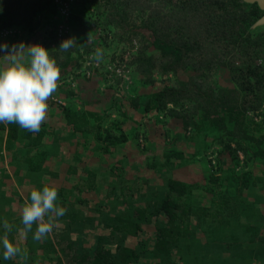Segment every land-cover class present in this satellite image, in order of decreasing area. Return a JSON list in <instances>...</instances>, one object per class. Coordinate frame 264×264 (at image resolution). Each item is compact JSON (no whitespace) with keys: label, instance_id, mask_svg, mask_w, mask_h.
Segmentation results:
<instances>
[{"label":"trees","instance_id":"16d2710c","mask_svg":"<svg viewBox=\"0 0 264 264\" xmlns=\"http://www.w3.org/2000/svg\"><path fill=\"white\" fill-rule=\"evenodd\" d=\"M118 1L119 3L112 4L110 0H106L108 7L115 10L114 16H119L117 23L109 19L106 24L110 30L115 25L121 29L127 27L125 33H128V28L131 30L125 37L128 42L124 45V50L131 53L129 57L132 58L131 63L127 62V68H130L135 59L136 67L132 72L138 87L151 86L154 71L161 75L176 74L179 69L197 73L186 82L178 81L173 87L165 86L158 91L128 98L127 103L133 111L142 108L140 111L144 115L153 111L155 116L161 115V118L164 116L167 120L176 118L180 121L177 134H183L197 144L193 155L195 158L209 160L208 150L212 146L216 147L215 159L219 167H212L214 172L211 174L210 183L211 190L217 186L226 194L220 199L224 205L221 208L223 220H215L213 213L208 214V211L198 207L199 205H195L194 208L190 206V209H194L190 211L180 199L188 194L192 187L168 179L163 196L150 201L145 208H135L130 217L127 213L125 216L120 215L119 211L118 215L110 213L103 227L99 225L104 231L92 234V237L89 233L87 245L80 240L72 239L67 234V229L61 233L54 228L42 243L39 244V241L25 243L26 247H29L30 257L19 262H14V259L5 260L3 247L0 245V264H48L42 259H35L34 256L39 250L47 256L49 264H177L174 258L183 259L196 242H202L204 238L211 241L212 237H215L212 233L216 231L223 235L222 229L232 223L238 224L239 218L246 217L252 212L246 207L240 209L239 205L243 202L240 200L243 197L241 191L253 178L251 171L247 169L253 161L264 162V135L260 133L264 129V25L253 28L264 15V11L257 3L251 4L243 0ZM28 5L27 0H0V31L4 27L32 26V16L36 9ZM52 5L60 7L59 4ZM129 11L131 13L137 11L147 16L140 19V25L146 26L152 32L153 40L150 41L144 33L134 30L135 26L126 22L128 15L131 14ZM102 16L103 14L100 15ZM91 18L92 14L86 21ZM87 23L90 24L89 21ZM133 35L140 40H138L140 44L133 43L131 40ZM57 46L62 53L63 61L60 66L65 70L71 66V69L65 71V75L62 76L70 87H75L78 77L89 80L96 77L97 72L100 76L106 75L102 70L106 69L108 58H102L98 68L93 65V61L97 60L91 57V64L86 66L85 61L92 52L95 53L91 46L83 45L78 48L74 46L68 51H61L60 45ZM151 47L153 50L150 51ZM137 53L140 54L139 57ZM104 56L108 57L103 50ZM195 57H198L199 61H195ZM57 58L56 54L55 60L58 63ZM209 65L215 67L218 72L220 69H227L234 87H223L220 83L215 89L207 84L202 86L198 80L203 76L208 78V74L203 72V67ZM87 71H90V76H87ZM138 73L145 77V81L136 79ZM122 81H125L122 76H115L113 84L118 88ZM141 100H144V103H141ZM66 113L68 123L75 132L94 133L99 143H106V148L127 140L123 128L118 124L111 130L102 131L98 124L90 129L87 122L80 123L68 109ZM255 116L261 119L258 120ZM171 129L170 126L165 128L164 135L168 138ZM42 134L41 130L37 133V142ZM15 137L16 132L13 130L10 138ZM238 151L244 155V169L242 173L237 172L235 168L231 172V179L234 177L239 186L235 187L236 192L232 195L230 189L224 187L225 184L222 183L226 179L224 177L220 179L217 173L221 170L220 161L223 154H228L236 163L235 166L237 165ZM163 156L165 163L168 164L172 158L184 157L179 151L171 154L165 152ZM113 170L116 171V168ZM130 192L133 193L132 189ZM144 197L141 195L143 202ZM233 198L235 201H231ZM124 200L129 201L125 196ZM208 215L209 218H213L210 226L206 224ZM191 217L197 219L195 230L190 228ZM153 220L158 221L153 233H150L153 236L147 238L143 225L152 226ZM217 226L219 230L215 228ZM27 234L32 238L34 236L31 232ZM130 238L134 239L135 246L126 243ZM148 239L153 240L154 244L150 245L151 241ZM22 252L24 253L23 249Z\"/></svg>","mask_w":264,"mask_h":264},{"label":"crops","instance_id":"0c3cea01","mask_svg":"<svg viewBox=\"0 0 264 264\" xmlns=\"http://www.w3.org/2000/svg\"><path fill=\"white\" fill-rule=\"evenodd\" d=\"M44 25L43 27H46ZM28 27L2 28L0 31V57L7 54L6 51L2 50L4 44L8 45V51H11L12 45L19 46L20 43L26 46L40 44L49 51L50 56L54 59L55 55H58L57 65L61 70V76L58 80L57 92L47 101L49 105L47 120L41 126L43 134L38 142L36 141L37 133L33 134L30 131L22 129L18 124L0 123V236L4 235L5 229L3 225L4 221L7 220L12 225V230L8 235L14 244L22 246L24 238L25 242H32V236L29 237L28 234L24 238H20L19 236L18 230L23 227L20 210L25 200H30L31 190H42L45 184L57 188L58 200L56 204L66 209V214L59 217L56 224H62L64 220H74L75 212H77L80 214L84 213V217L82 216L80 221L75 222L77 223L75 225L79 226L78 224L83 225L85 223L86 229L88 228V230L94 226L96 227L97 225H93L96 223H92L93 226L90 224L92 221H96L95 216L97 212L95 214L93 209H88L87 211V208L84 206L78 207L77 203H82L84 199L85 206L92 207L93 205L97 207L98 204L104 206L107 204L108 199L113 202L114 197L118 194L122 198L125 196L129 199L132 194L129 189H125L128 187H125L123 183L121 185L119 184L121 181H131L130 183L133 186H135L134 183L142 182L137 189L140 196H145L143 198L145 199L143 208H145L147 203L154 201L157 197L163 196V192L167 189L166 181L168 179L192 187L191 191L183 196V200H186L187 204L192 205V203L197 201V196H194L195 189H200L199 195H201L200 198H202V201L199 202L200 205L198 207L208 212H214L220 218L218 219L220 221L222 212H217V210L222 211L221 208L224 205L220 199L226 194L222 192L223 189H218L219 187L217 186L211 190L210 183L211 174L214 172L212 167H216L218 163L215 166H211L208 158H195L193 155L197 148L196 143H189L182 146L178 145V149L186 153L183 159H181L180 163L176 162L178 159H172L170 162L172 164L162 171L163 176H165L168 174L167 172L171 171V166L175 165L171 171L172 175H167L163 181H160V178L156 180L157 175H155L154 178L157 182H151V173L149 171L145 172L144 167L146 165L148 166V162H152L153 164L158 163L160 168V164L166 166V160L163 154L161 155L159 152H157V156L152 155V152L156 150V146L158 145L156 143L159 140H156L160 139L159 134L155 136L154 128L151 131L150 126L145 123L148 131L147 136L150 139L149 151H152L150 152L151 154H148L150 157L145 155L144 158L140 159L142 153L141 145L136 141V135L129 136L134 130L141 132L143 120L145 119L144 114H140L142 113L141 111H132L130 105L127 103L128 98L125 99L124 95H120L121 93H114V90H117L112 89L117 88L115 84L108 83V85L103 86L99 78L94 77L87 80L78 77L75 81V87H70L71 85L69 86L65 82L66 79L62 78L66 71L60 66L63 61L62 53L57 49V44H50V33L43 31L41 38L35 39L32 42V28L35 27ZM5 30H8L9 33L6 34L4 32ZM4 63L3 58H0V66H3ZM69 67L71 69V66ZM67 109L80 123L87 122L90 129H93V126L98 124L101 126V130L104 131L105 129H113L115 127L114 125L118 124L123 128L127 140L121 144L110 146L109 148L107 146L106 148V143H99L95 139L94 133L75 132L73 127L68 123ZM13 130L16 132V137L11 139L10 136ZM29 132L30 135H28ZM260 133L264 135V130H261ZM212 149L214 151V146L208 151L210 152ZM230 158L228 154H224L223 158H221V170L217 173L220 175V179L226 176L224 175L225 173H231L232 170L236 169V171H240L241 173L244 169L242 166L244 165L245 159H240L239 157L238 163L235 166L236 163ZM256 163L257 161H253L247 170H255L256 172ZM120 167L125 168L124 172L119 171ZM113 168H116V171L118 170L121 176ZM159 177L161 176L159 175ZM235 177L237 179V176ZM230 178L231 175H228L225 178L226 180L222 182L226 184L225 187L232 189L238 186L234 177L233 180L231 179L234 182H227ZM255 178H252L250 183H248L250 187L254 183L253 180ZM116 187L120 189L116 190ZM120 190L124 191V193ZM229 192L234 195L236 191L229 190ZM251 192L253 195H251ZM241 193L243 194L242 198H252L251 201L249 200L250 202L246 201L244 204V207L248 211L249 205L254 208H259L260 206L261 208L257 209L258 212L264 207V200H262V197L264 199V191L259 192V190L251 187L249 188V192L243 190ZM244 207H240V209ZM139 208H142V206H139ZM108 212L117 214L118 208H110ZM262 212L260 213L262 214ZM106 214H108L107 209ZM87 215L92 217H85ZM160 219H163V217H160ZM242 219V217L239 218V225H241ZM157 221L153 220L151 222L152 226L147 224L143 225V230L146 232L144 234L147 235V238L153 236L150 233H153ZM206 224L210 226L209 215L206 218ZM215 228L219 230L218 226ZM33 229H36V225H33ZM95 230H99V228ZM67 232L72 239L76 238L77 235L73 236L68 226ZM216 233H212L216 238L213 237L211 241H207L205 238L202 241V246H205V248L208 243L216 248L211 249L210 246L207 247V250L211 251V254L205 256L206 258L203 264L210 263L211 261H213V264H255L253 261L256 259L251 256L252 251L251 249H246V246L243 249L248 254H245L243 251L239 254L233 253V250L236 249L235 246L233 250H229L230 253H224L226 252L223 249L226 244L224 242L228 240L221 233ZM92 234H95V232L91 233V237ZM89 238L82 240L81 243L87 245ZM148 240L151 241L150 245L154 244L153 240ZM42 242L43 240L38 243L40 244ZM236 243L234 238L233 243L230 245H235ZM216 251L217 253L214 254ZM182 264L186 263L183 262Z\"/></svg>","mask_w":264,"mask_h":264},{"label":"rangeland","instance_id":"374dc122","mask_svg":"<svg viewBox=\"0 0 264 264\" xmlns=\"http://www.w3.org/2000/svg\"><path fill=\"white\" fill-rule=\"evenodd\" d=\"M51 0H27V2H29L30 7H33L36 9V13L32 16V20H33V40L32 42H34L35 39H39L41 38V33L47 32L50 33L51 36V45H55V44H61L62 41L67 40V39H75V46L78 47H83V45H88L91 46L93 48L94 51H96L97 49H101L102 51L104 50L108 57L104 56L103 58H108L110 61H116V60H120V59H124V57H127V61L126 62H130L132 61V58H130V54L127 56L125 54V44L126 42H128L127 40H125V37H127L129 35V33L131 32V30L128 28V33H125L126 28L121 29L120 27H117L115 25V27H113L112 30H110V27H108V25L106 24L107 21H109V19L113 20L114 23H117L119 21V16H114V9H111L108 7V3L106 2V0H59L60 3L63 1V3H65L66 8V12L62 13L60 8H58V6L56 4H59L58 1L53 0V4L56 5V7H54L52 5V3L50 2ZM110 2L112 4L114 3H119L118 0H110ZM98 4V6H97ZM130 12V11H129ZM109 13V14H108ZM131 13V12H130ZM92 14V18L87 20L89 21L90 24L87 23L86 19ZM93 14H95V16H93ZM103 14L102 17H100V15ZM111 14V15H110ZM146 18V15H142L141 13H138L137 11H135L134 13L132 12L130 15H128V19H127V23H130L131 26H135L133 27V29H137V31L144 33L145 36H147V38L151 40H153L152 38V32L150 30H148V28H146V26H142L140 25L141 20ZM45 24V25H44ZM37 25V26H36ZM46 26V27H43ZM29 28V27H27ZM44 28V29H43ZM124 38V39H123ZM32 39V38H31ZM43 40V39H41ZM131 40L133 41V43H139V39H137V37L135 35L132 36ZM139 40V41H138ZM136 46V45H135ZM58 47V46H57ZM99 47V48H97ZM124 47V48H123ZM128 47V46H127ZM149 47V46H148ZM149 50H153V48H149ZM132 52V50H131ZM138 54V53H137ZM140 54H138L139 57ZM90 56H94V53L92 52V54ZM89 56V57H90ZM130 56V57H129ZM88 57V58H89ZM137 57V58H138ZM195 61H199L198 57H195ZM135 62V59H134ZM132 63V65L130 66V68H127V64H126V69H127V75L125 78V81H122V83L119 85V87L117 88V90H114L115 92H118L121 96L124 95L127 98H132L138 94H140L141 96L143 95V93H148V92H154V91H158L160 89H162L163 87H173L177 84L178 81H182V82H186L190 79V77H194L197 73L194 72L192 73L189 70H183V69H179L177 71L176 74L173 73H167L164 75H161L160 73H158L157 71L153 72V83L151 84V86L148 85L147 88H142L141 86L138 87L137 83L135 82L134 78H133V72L132 69H134V67H136V63ZM261 61H259L260 63ZM197 63V62H196ZM210 63V62H209ZM70 67L68 66V69ZM215 67H212L211 65L203 67V72L208 74V78L207 77H200L199 83L204 86V85H209L210 88L215 89L217 88V84H221L223 87H234L232 86L233 83L231 82V77L227 71V69H220L219 72L216 71L217 69H214ZM66 69V71L68 70ZM189 71V72H188ZM223 72H225L223 74ZM192 73V74H191ZM201 73V72H200ZM199 74V73H198ZM96 78H99L100 80H105L102 81V85H108V83H112L113 84V80L114 77H109L108 72L106 73V75H99V73L97 72L95 74ZM136 79L138 80H143L145 81V77L141 76L139 73L136 74ZM108 79L112 80V81H107ZM197 79V77H195V80ZM196 81V82H198ZM107 83V84H106ZM239 85V83H238ZM137 93V94H135ZM141 103H144V100H141ZM129 105V103H128ZM131 108V107H130ZM143 110L142 108L138 109L137 111ZM133 111V109H132ZM143 114V113H140ZM251 114V113H249ZM138 115V114H136ZM147 115V117H146ZM252 116V115H250ZM256 118H258V120L261 119V117L259 116H255ZM144 120H143V127H141V132L139 131V133H141L139 135V133L137 132V130H134L133 132H131L129 134V136L132 135H136V141L141 145V158H144L145 155H147V157L151 154L150 152H152L151 150L149 151V147H150V139L147 136L148 135V131L146 129V125L145 123L150 126L151 131L154 128V133L155 136L156 135H160V139H157L156 141H158V144L156 147V150L154 152H152V155L157 156V152L161 153V155L164 153H174V151H179L182 152L183 155H185L186 153L181 151L180 149H178V145L182 146L185 144H189V143H193L194 142L192 140H189L187 137H185L183 134L178 135L177 134V129H180V121H178L176 118L173 120V118H169L168 120L163 116V118H161V115L159 116H155V113L152 111V113L150 114H145L144 115ZM136 119V118H134ZM254 119V118H253ZM165 121L164 123L162 121ZM172 128L171 129V133L169 138L166 137L164 135L165 133V128L169 127ZM140 127V126H138ZM107 130V129H105ZM111 130V129H110ZM264 130V129H263ZM139 135V136H138ZM177 136V137H176ZM147 139V140H146ZM190 147V145H189ZM143 149V150H142ZM216 147H214V151H215ZM214 151H210V156L213 157V159L216 161L215 159V152ZM238 154V153H237ZM242 157L244 159V155L241 152ZM136 155V154H135ZM224 155V154H223ZM223 155L221 157H223ZM173 157V156H172ZM174 159V158H172ZM183 159V158H182ZM178 163L181 162V159H178V161H176ZM148 166L146 165L145 168V172L149 171L151 173V178L150 179L151 182H157L156 180L160 178V181H163L164 179H166L165 177H167V175L171 174V171L173 169V166H171V171L167 172L168 174L163 176L162 171L165 168H168V166H170L171 164L166 163L165 165H161L160 164V168L158 166V163L153 164L152 162H148ZM216 163H218L216 161ZM243 165V164H242ZM218 167V164H217ZM243 168V166H242ZM256 172L251 171V173H253V178L256 177L252 183V186L255 190H259L260 191H264V162H258L256 163ZM125 168L124 167H120L119 171H123L124 172ZM117 174L119 176H121V173L118 172V170L116 171ZM240 172V171H237ZM242 173V171H241ZM162 174V175H161ZM155 175H157L156 180H155ZM159 175L161 177H159ZM172 175V174H171ZM224 175H226L224 178L228 177V175H231V173H225ZM124 176V175H122ZM233 180V178H232ZM231 178L228 180L229 182H234L232 181ZM227 181V182H228ZM119 182V181H118ZM131 182V181H130ZM130 182H126V181H121L119 182V184L121 185L122 183L124 184L125 189H132V196L129 198V203L126 202V200H124V198H122V196H120V194H118L116 197H114L113 202L110 201V199L107 200V204L106 205H100L98 204L97 207L93 206L89 207V206H85L84 205V199H80L82 200L81 202H78V207L79 206H84L88 209H93L94 213L96 214V221H92L90 225H92V223H96L93 225H97L96 227H92L90 229L93 230L92 232H88V228L86 229L85 223L82 224H78L79 226L75 225L77 223V221H80L81 217H84V213L80 214L75 212V217L74 220L69 219V221L64 220L62 224L57 223L56 227L58 229V232L63 233V230L67 229V226L69 227V231L72 232L73 236H76V240H86L87 238L90 237L89 233H97V232H101L104 231L103 229H101L99 227V225L101 227H103L104 222L106 221L107 218L110 217V212H108V209L112 208V209H117L119 211V214L122 216H125L128 214V217H130L132 215V213L135 212V208L144 205V202L140 196V194L138 193V190H136L139 186V184H142V182H137L134 183L135 186L132 185V183ZM129 183V184H127ZM120 185H118V187H120ZM133 187H132V186ZM123 186V187H124ZM226 186V184H225ZM224 186V187H225ZM116 187V190H119L120 188ZM250 185L247 187H244L243 190L248 191L249 192V188H251ZM164 188V187H163ZM200 188V187H199ZM114 190V189H113ZM200 190V189H199ZM198 189H195V194L194 196H197V201L191 204H187L186 200H183V197L180 199L181 203L184 204L190 211H194V209H190V206L192 208H194L193 206L200 205L199 202L202 201L201 195H199L200 191ZM230 190H235V188H230ZM254 192V191H253ZM252 193V192H251ZM198 194V195H196ZM253 195V193L251 194ZM189 197V196H188ZM216 201V199H214ZM240 200H242L243 202L239 205L240 207H244V204L246 203V201L250 202L252 200V198L250 197H245V198H241ZM245 200V201H244ZM250 200V201H249ZM262 200L263 197H262ZM231 201H235V199H231ZM76 204V205H77ZM82 204V205H79ZM128 207H127V205ZM259 208H261L259 206ZM259 208H254V207H248L250 212L248 215L243 216L242 218V222L241 225H239V223H232L229 227L222 229V234L225 236V238H227L228 241L224 242L226 243L224 246V251L226 250V252L224 253H230L229 250H233L234 246H235V250H233V253H242V251L245 254H248V252L245 251V246L246 249H251L252 253L251 256H253L256 260H254L253 262L255 264H264V207H262V209H260V212H262V214L260 212H258L257 209ZM79 209V208H77ZM106 209H107V213L106 214ZM225 209V208H224ZM216 210V209H214ZM86 211V210H85ZM115 211V210H114ZM217 212H221L219 210H217ZM127 213V214H126ZM214 214V218L216 219H220L218 218L217 214H215L214 212L210 211L208 212V214ZM114 214V212L112 213ZM85 216L87 218H90L92 216ZM112 217V216H111ZM221 217V216H220ZM247 218V219H245ZM213 218L210 217V222H212ZM214 220V221H215ZM221 220H223V218L221 217ZM196 221L195 218L191 217L190 219V228L194 229L195 225H196ZM79 223V222H78ZM92 225V226H93ZM239 225V226H238ZM59 226V227H58ZM99 228V230H95ZM196 228V227H195ZM195 230V229H194ZM67 231V230H66ZM35 230L33 229L31 231V234L34 235ZM217 232V231H216ZM214 232V233H216ZM66 233V232H65ZM68 234V233H67ZM100 234V233H99ZM213 238V237H212ZM236 240V244L235 245H230L233 243V240ZM25 239V238H24ZM23 239L22 242V246H19L21 249L24 250V254H26V257H30L28 256V249L29 247L25 245V240ZM127 240V239H126ZM125 240V241H126ZM31 241H35L33 238L31 239ZM126 243L130 246H135L136 243L134 242V239L130 238L129 240L126 241ZM32 245V244H30ZM210 246L211 249H214L215 246L211 245V244H207L206 248L205 246H202V242H196L193 246V248L183 259L182 258H178L175 257V261L177 264H182L183 262H185L186 264H203L204 263V259L206 258L205 256H208L209 254H211V251L207 250V247ZM232 246V247H231ZM111 248V246H109ZM113 247V246H112ZM216 249V248H215ZM217 251L214 253L216 254ZM47 255H48V251H47ZM35 259L39 258L42 259L44 263H50V261L48 260L47 256L45 254H43L42 251H38V253L34 256ZM14 259V262H19L22 261L23 259H21V257L17 256ZM42 262V263H43ZM195 262V263H194ZM154 263V262H152ZM156 263V262H155ZM139 264V263H137ZM206 264H213V261H211L210 263L207 262Z\"/></svg>","mask_w":264,"mask_h":264},{"label":"clouds","instance_id":"9594fccd","mask_svg":"<svg viewBox=\"0 0 264 264\" xmlns=\"http://www.w3.org/2000/svg\"><path fill=\"white\" fill-rule=\"evenodd\" d=\"M74 46L75 39H67L61 42L59 49L68 51ZM2 50L7 54L0 57L5 61L0 66V123L18 124L33 134L38 133L47 120V101L58 90L61 70L49 51L40 44L26 46L20 43L19 46L12 45L11 51L4 44ZM92 58L99 62L103 51L97 49ZM209 162L211 165L210 155ZM57 200L55 186L45 184L42 190H31L30 200L26 199L20 210L23 225L18 230L20 238L26 237L33 230V225H36L33 236L36 241L52 233L58 218L66 214V209L56 204ZM3 227L4 235L0 236L3 258L9 260L20 256L26 259L18 244L9 239L12 225L5 220Z\"/></svg>","mask_w":264,"mask_h":264},{"label":"built area","instance_id":"2783aa9c","mask_svg":"<svg viewBox=\"0 0 264 264\" xmlns=\"http://www.w3.org/2000/svg\"><path fill=\"white\" fill-rule=\"evenodd\" d=\"M58 1L59 3V8L61 10L62 13H65L66 12V6H65V3H63V1L60 3L59 0H56ZM6 34L9 33L8 30H5L4 31ZM125 54L128 56L129 55V52H125ZM92 56H90L85 62H86V66L87 65H90L91 62H90V59H91ZM125 60L127 61V57H124V59H120V60H116V61H110L108 60L107 63H106V69L102 70V72L104 71V73H107L109 74V77H115V76H118V77H123L124 79L126 78V73H127V69H126V64L127 62L125 63ZM93 65L100 68V63L97 62V61H93ZM102 66V65H101ZM92 72V71H91ZM90 71H87V76H90ZM238 154V157H240V159H243L242 157V154L240 151L237 152ZM210 159H211V165H215L216 164V161L213 159V157L210 156Z\"/></svg>","mask_w":264,"mask_h":264},{"label":"water","instance_id":"95a60500","mask_svg":"<svg viewBox=\"0 0 264 264\" xmlns=\"http://www.w3.org/2000/svg\"><path fill=\"white\" fill-rule=\"evenodd\" d=\"M247 3H257L258 6L264 11V0H243ZM264 25V15L253 25V28Z\"/></svg>","mask_w":264,"mask_h":264}]
</instances>
